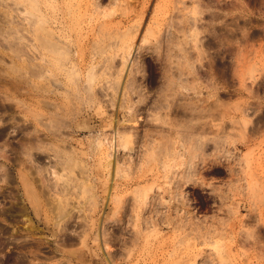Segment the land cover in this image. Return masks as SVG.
<instances>
[{"label":"rangeland","instance_id":"rangeland-1","mask_svg":"<svg viewBox=\"0 0 264 264\" xmlns=\"http://www.w3.org/2000/svg\"><path fill=\"white\" fill-rule=\"evenodd\" d=\"M0 94V264H264V0H0Z\"/></svg>","mask_w":264,"mask_h":264},{"label":"bare ground","instance_id":"bare-ground-1","mask_svg":"<svg viewBox=\"0 0 264 264\" xmlns=\"http://www.w3.org/2000/svg\"><path fill=\"white\" fill-rule=\"evenodd\" d=\"M34 4V3H33ZM35 5V4H34ZM34 7V6H33ZM35 9L38 11V9L35 7ZM36 10H34V12L36 11ZM38 27H37V29L35 28V30H36V35L37 36H41V34H42V31H40L41 32V34L39 33V32H37L38 30H40V28H41V25L39 26V25H37ZM40 27V28H39ZM44 29V28H43ZM44 34H46L45 32H43ZM35 35V36H36ZM224 36V35H223ZM223 36H221L222 38H223ZM43 37V36H42ZM226 37V36H225ZM224 37V38H225ZM39 38H41V37H39ZM38 37L37 38H35V39H39ZM44 39H46V36L44 37V38H42L41 40H44ZM41 40H40V42H41ZM220 40H224V39H221L220 38ZM220 40H218V41H220ZM45 41H47V40H45ZM227 41H229L228 39H226V42ZM39 42V41H38ZM43 42V41H42ZM42 42L40 43V44H42ZM225 42V41H224ZM44 43V42H43ZM48 43V42H47ZM220 43H221V41H220ZM39 44V45H40ZM46 43H44V45H43V47H47V48H44V49H49V45H45ZM209 44V43H208ZM222 44V43H221ZM50 45H52V44H50ZM42 46V45H41ZM49 46V47H48ZM209 46H210V44H209ZM42 47V48H43ZM54 47H53V45H52V49H53ZM16 50H18V49H16ZM20 50V49H19ZM55 50V49H54ZM21 51V50H20ZM13 52L15 53L16 51H14L13 50ZM17 52H19V51H17ZM17 52H16V55H17ZM50 52H53V50H50ZM202 51H200V53H201ZM203 53V52H202ZM202 53L200 54V58H202L203 57V55H202ZM20 54V53H19ZM197 54H198V52H197ZM198 56V55H197ZM18 57V56H17ZM198 58H199V56H198ZM199 58V60H201ZM211 59V58H210ZM209 60V59H208ZM211 61V60H210ZM187 63V62H186ZM211 63H212V61H211ZM210 62H209V64H208V62H207V65H208V69H209V71H211L210 69L212 68V65H213V63L211 64ZM185 64V63H184ZM189 65H190V63H188ZM215 64V63H214ZM186 66V65H185ZM190 66H192V64L190 65ZM214 67V66H213ZM182 68H184V66L182 67ZM191 68V67H190ZM194 67H192V69H193ZM28 69V68H27ZM188 69H189V66H188ZM190 70V71H192V72H194L195 73V71H194V69L193 70ZM196 69V68H195ZM213 70V69H212ZM198 72V71H197ZM14 73V74H13ZM15 73H18L19 74V69H15V70H12V73H11V77H13V79H16V74ZM184 74V73H183ZM188 75V74H187ZM196 75H197V73H196ZM168 77V76H167ZM171 77V76H170ZM173 77V76H172ZM192 77H194V75L193 76H191V81H192V83H193V85H195V84H197V82H195L194 81V78H192ZM196 77H198V76H196ZM195 77V78H196ZM185 78H187V77H185ZM168 79V81L170 80L169 78H167ZM166 79V80H167ZM189 79V78H188ZM193 79V80H192ZM186 81L188 82V80L186 79ZM190 81V82H191ZM196 81H197V79H196ZM17 82H19V80H17ZM16 82V83H17ZM183 83V82H182ZM185 83V82H184ZM184 83L182 84V85H184ZM21 84V83H20ZM168 84V83H167ZM173 84V83H172ZM169 86L171 85V82H169V84H168ZM177 85V84H176ZM181 85V83H180V86H179V84H178V86L179 87H181L182 86ZM18 86H19V83H18ZM168 86V87H169ZM175 86V85H174ZM185 86V85H184ZM20 87V86H19ZM170 87H172V86H170ZM18 88V87H17ZM182 88H183V86H182ZM186 88V87H185ZM195 88V87H194ZM168 89V88H167ZM172 90V89H171ZM167 91V90H166ZM13 94V93H12ZM11 94V95H12ZM1 95V94H0ZM9 96V95H8ZM11 97V96H10ZM13 97H15V96H13ZM2 98V99H1ZM12 98V97H11ZM184 98V103H183V107L184 108H186L185 107V105L187 104V106L189 105V102H185V99H186V97H183ZM13 99H15V98H13ZM5 100H7V95H6V97L3 95V97L2 96H0V103L1 102H4ZM8 100H9V97H8ZM11 100V99H10ZM18 102V104H20L21 102H19V101H17ZM196 103H198L199 101L198 100H196L195 101ZM186 103V104H185ZM214 103V102H213ZM17 104V105H18ZM182 104V103H181ZM195 104V103H194ZM194 104H193V106H194ZM200 104V103H199ZM21 105V104H20ZM19 105V106H20ZM196 105V104H195ZM198 105V104H197ZM18 107V106H17ZM181 107H182V105H181ZM67 114V113H66ZM38 115L39 114H35V115H33V117L34 118H37L38 117ZM241 123L244 125V127L246 128V126H248L249 124H250V122L254 119V117H253V114L251 113V112H246V111H242V113H241ZM157 120V119H156ZM194 130V129H193ZM244 130V129H243ZM3 134V133H2ZM125 141V145H127L128 144V139L126 138V139H124ZM208 141H210L211 143H212V145H213V149L214 150H216L217 148H221L222 147V145H221V143L224 145V144H226V143H224V142H226V141H224V139H222V141H221V143H220V140H221V138H218V136H215V135H213L212 137H210L209 139H207ZM226 140V139H225ZM198 143L201 145V147L203 146L199 141H198ZM125 147V146H124ZM200 147V146H199ZM223 148V147H222ZM29 150V149H28ZM225 150V149H224ZM217 151V150H216ZM223 156H225V155H223ZM184 167H185V165H184ZM30 169V168H29ZM185 170V171H184ZM183 171V178L187 181L188 179H189V175H188V173H187V170H188V168H186V169H184ZM35 171V172H34ZM197 171V172H196ZM32 172L33 173H35L34 175L32 174ZM197 174H198V170H195V172H194V174H193V176L195 175V176H197ZM41 177V174H40V170L38 169V170H36V169H34L33 171H31V169L28 171H23V172H19V175H18V178L20 179V181H21V184H22V188H23V195H22V197L24 196V200L23 201H26L28 204H29V206H30V208L32 209L31 211L37 216L38 215V210L43 206L44 207V212L45 213H47V209L45 208V206H46V203H44L43 205H42V203H43V200L42 199H44V201H46L47 199L45 198V196H44V193H45V191H44V188H45V186L43 185V183H42V177ZM36 178H39V182H38V180L36 181L35 179ZM37 182H38V185H37ZM37 186H39V188L37 187ZM46 192H48V191H46ZM21 196V195H20ZM22 201V202H23ZM47 208L49 209V211L53 214L54 213V215L53 216H55L56 217V219H58V220H56L57 221V225L59 226V223H60V221L63 223V224H61V225H64V223H66V221H68V218L69 217H71L69 214V212H68V210H66V206L68 205L67 204V202L66 201H63V202H57V203H53L52 201L50 202V201H48L47 200ZM50 202V203H49ZM40 207V208H39ZM50 207V208H49ZM25 210H27V207L25 208ZM54 210H56L55 212H54ZM41 211V210H40ZM39 211V212H40ZM48 211V212H49ZM42 212H43V210H42ZM44 215V214H43ZM39 216V215H38ZM47 216V215H46ZM43 218H44V216H42ZM50 217H52V215L50 216ZM49 218V217H48ZM53 218V217H52ZM51 218V219H52ZM50 219V220H51ZM46 220V219H45ZM53 220V219H52ZM55 220V219H54ZM41 221V220H40ZM46 225V224H45ZM60 227H62V226H60ZM63 229V228H62ZM62 229H60V230H62ZM83 243V242H82Z\"/></svg>","mask_w":264,"mask_h":264}]
</instances>
